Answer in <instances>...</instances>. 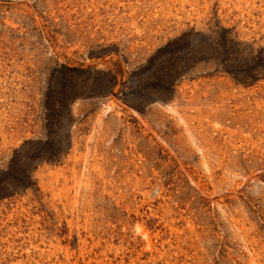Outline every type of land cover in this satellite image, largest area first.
<instances>
[{"label":"rangeland","instance_id":"374dc122","mask_svg":"<svg viewBox=\"0 0 264 264\" xmlns=\"http://www.w3.org/2000/svg\"><path fill=\"white\" fill-rule=\"evenodd\" d=\"M0 264H264V0H0Z\"/></svg>","mask_w":264,"mask_h":264}]
</instances>
